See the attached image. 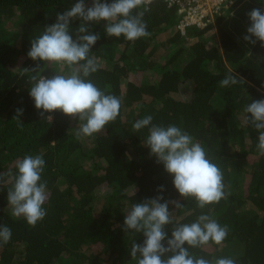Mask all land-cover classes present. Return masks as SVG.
<instances>
[{"label":"trees","instance_id":"1","mask_svg":"<svg viewBox=\"0 0 264 264\" xmlns=\"http://www.w3.org/2000/svg\"><path fill=\"white\" fill-rule=\"evenodd\" d=\"M231 1L236 10L243 3L245 14L264 8V0ZM76 2L0 0V225L12 230L11 240L0 245V264H136L129 252L133 241L142 244L144 236L123 231L124 216L132 204L157 195L183 205L176 209L169 204L174 223L210 214L228 226L223 245L190 249L194 255L264 264V156L257 150L259 133L243 111L252 100L264 99L261 42L243 47L224 28L231 9L207 27H190L183 35L177 8L165 0L148 6V37H108L103 22L91 24L90 31L100 36L90 53L99 68L88 79L118 97L121 107L101 133L77 139L82 122L59 111L42 118L29 95V75H20L37 65L47 77L67 74V68L57 71L56 64L33 61L28 52L31 41L55 23L56 14ZM80 23L70 24L74 39ZM165 35V42H155ZM20 58L22 67L16 69ZM134 72L142 73V82L132 81ZM233 72L245 83L220 87ZM17 109H23L18 117ZM149 114L153 124L176 125L202 143L207 158L223 173L226 198L200 209L194 199L179 195L173 177L144 144L148 129L133 131V123ZM25 155L45 160L41 181L47 182L49 197L46 216L35 227L13 217L7 201L12 187L8 174H16V161ZM161 186L162 193L157 191ZM173 227H165L169 238Z\"/></svg>","mask_w":264,"mask_h":264},{"label":"clouds","instance_id":"2","mask_svg":"<svg viewBox=\"0 0 264 264\" xmlns=\"http://www.w3.org/2000/svg\"><path fill=\"white\" fill-rule=\"evenodd\" d=\"M151 3L152 0H91L89 5L86 0H77L70 8L56 14L55 23L46 26L31 41L28 56L45 65L67 68V74L47 77L42 74L40 65L20 71L21 76L29 75V95L35 108L42 110L39 112L42 118L45 113L56 111L77 117L82 122L76 131L77 139L101 133L117 118L121 100L105 94L88 79L99 68L97 59L90 53L100 36L90 31V25L103 22L108 37L122 36L127 41L148 37L151 33L144 16ZM247 16L250 23L243 40L253 45L259 41L264 47V8H254ZM74 20L81 21L75 39L70 33ZM244 83V78L234 72L219 82L220 87L225 88ZM16 111L17 117L23 114V109ZM243 111L247 114V123L259 133L257 150L264 156V99L252 100ZM52 119V115L46 117L48 122ZM132 128L133 131L148 129L144 144L156 162L173 177L174 188L181 197L194 199L200 209L226 198L221 169L207 158L202 143L181 127L153 124V116L149 114L136 120ZM15 167L16 174H8L12 180L7 192L8 206L13 217L23 218L35 227L46 216L44 205L49 197L47 182L41 181L45 160L42 155H25L16 161ZM0 182H4L3 175ZM157 191L162 193L164 189L161 186ZM170 203L176 209L183 207L178 201H167L163 195H157L132 204L125 214L123 231L144 236L142 244L133 241L131 245L129 255L136 264H236L231 257L209 259L190 252L210 243L223 245L229 234L227 225L221 226L210 214H200L191 223H174ZM167 225H174L170 238L165 231ZM11 237V228L0 225V245L7 244Z\"/></svg>","mask_w":264,"mask_h":264},{"label":"built area","instance_id":"3","mask_svg":"<svg viewBox=\"0 0 264 264\" xmlns=\"http://www.w3.org/2000/svg\"><path fill=\"white\" fill-rule=\"evenodd\" d=\"M153 1V0H152ZM169 7H176L179 14V29L185 35L190 27L205 28L217 16L229 11L231 0H165Z\"/></svg>","mask_w":264,"mask_h":264},{"label":"rangeland","instance_id":"4","mask_svg":"<svg viewBox=\"0 0 264 264\" xmlns=\"http://www.w3.org/2000/svg\"><path fill=\"white\" fill-rule=\"evenodd\" d=\"M228 15V16H227ZM233 15H236V23H245L246 22V17H247V14H245V11L243 10L242 11V13L241 12H236V9H231L227 14H226V16H227V18L228 17H232ZM10 23H12V22H10ZM8 26H11V24H8ZM12 31L14 32V33H16V32H18V28H17V25H15V27H13L12 28ZM236 31H243V29H240V28H238ZM167 38H168V36L167 35H165L164 37H162V38H157V40L155 41V42H165L166 40H167ZM13 39H14V43H16L17 42V40H18V36H14L13 37ZM23 62V58H20L19 60H18V62H17V64H16V66H15V68L16 69H20L21 67H22V63ZM56 70L57 71H61V68L59 67V65H57L56 66ZM143 75H142V73H140V72H134L133 74H132V81L133 82H135V83H139V82H142L143 81ZM191 91V88L190 87H188L187 88V90L186 91H183V93H182V96L185 98V97H187V95H189V92ZM187 94V95H186Z\"/></svg>","mask_w":264,"mask_h":264},{"label":"crops","instance_id":"5","mask_svg":"<svg viewBox=\"0 0 264 264\" xmlns=\"http://www.w3.org/2000/svg\"><path fill=\"white\" fill-rule=\"evenodd\" d=\"M242 7H243V3L240 4V6L236 11L241 12ZM235 18L236 15H233L232 17H228L229 20L227 21V24L224 26V28L234 36V38L238 41L239 44H241L243 47H249L250 43L243 40V36L246 35V29L250 23L249 18L248 16L246 17L247 20L245 23H236ZM238 28L243 29V31H236Z\"/></svg>","mask_w":264,"mask_h":264}]
</instances>
